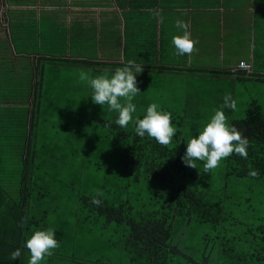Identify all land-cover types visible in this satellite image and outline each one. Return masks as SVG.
I'll list each match as a JSON object with an SVG mask.
<instances>
[{
  "label": "rangeland",
  "instance_id": "1",
  "mask_svg": "<svg viewBox=\"0 0 264 264\" xmlns=\"http://www.w3.org/2000/svg\"><path fill=\"white\" fill-rule=\"evenodd\" d=\"M50 16L40 17L38 39L41 50L47 49L48 34L57 35L61 31L50 27L53 15ZM28 20L33 24L32 19ZM15 35L16 44L22 43L25 33ZM76 42H79L78 46L73 45V50L81 53L91 50L92 45L86 41ZM101 66L90 63L85 68L76 65L72 67L74 70H69L63 65L57 72L48 71L46 82L41 86L35 128L36 153L29 168L32 172L29 180L32 190L30 214L36 218H41L44 213L46 216L42 224L33 225L28 237L37 229L52 227L56 230L58 241V247L42 264H81L70 260L85 261L87 264H132V252L125 244L131 224L107 222L106 215L97 214V210L93 211L89 220L86 215L91 213L90 207L78 208L82 207L79 200L81 194L92 196L99 192L109 205L130 206L126 211L135 221L160 210L164 203L162 198H158V181L144 176L135 181L123 174L121 166L126 145H121L116 135L110 133V127L104 124V121L113 122L116 114L106 105L93 103L89 88L78 80L81 71L96 76L105 70L111 74L115 69L105 64ZM147 89L150 91V88ZM183 90L179 84L171 87L164 84L155 88L150 101L157 102L170 114L183 116V138L178 143L181 155L189 137L202 129L214 111L222 107L225 94H230L237 105L235 111L224 109L229 122L232 118H243L248 103L253 100L260 104L264 115V83L251 85L243 80L238 81L235 87L229 79H210L200 88L203 94L199 100L191 97L189 104L183 101ZM137 96L133 99L136 106ZM137 109L141 108L137 106ZM131 128L130 123L126 129ZM8 130L11 139L0 147L5 152L4 156L10 155L12 159L21 155L25 145L22 143V132L15 131L13 127ZM175 145L177 143L172 147ZM226 163L225 158L209 173L203 172L202 162H198L197 169L185 166L181 172L183 184L199 189L215 206L224 209L218 214V219L198 222L182 216L173 222L172 244L197 264H237L239 258L233 256L234 253L251 250L254 235H262L259 227L264 225V178L233 175L226 178ZM11 167L15 171V183L11 179L9 182L12 185L9 186L14 190L21 182L20 169L15 164ZM11 194L17 198L18 191L17 194L11 191ZM28 257L26 252V264ZM184 258L176 257L174 262L192 264L191 260ZM249 263L260 264L257 258L252 257Z\"/></svg>",
  "mask_w": 264,
  "mask_h": 264
},
{
  "label": "crops",
  "instance_id": "2",
  "mask_svg": "<svg viewBox=\"0 0 264 264\" xmlns=\"http://www.w3.org/2000/svg\"><path fill=\"white\" fill-rule=\"evenodd\" d=\"M46 14L54 17L50 27L61 31L48 34L47 49L41 50L40 17ZM178 20L193 41L189 54L177 55L171 43L180 31ZM15 33H25L22 43L16 44ZM76 41L91 44V50H73ZM50 53L110 69L128 60L142 64L136 77L142 110L136 114H143L155 88L164 84L183 87V101L189 104L191 97L199 100L200 88L210 79H229L235 87L243 80L264 83V0H0V95L6 96L0 99V114L14 106L16 72L42 86L48 71L66 65L45 62ZM241 61L252 70L238 69ZM66 66L74 70L75 65Z\"/></svg>",
  "mask_w": 264,
  "mask_h": 264
},
{
  "label": "trees",
  "instance_id": "3",
  "mask_svg": "<svg viewBox=\"0 0 264 264\" xmlns=\"http://www.w3.org/2000/svg\"><path fill=\"white\" fill-rule=\"evenodd\" d=\"M50 54L45 60L49 64L88 65L84 60L56 58L54 54ZM119 65L121 64L115 67L117 68ZM36 68L39 69L38 64ZM176 73L182 72L177 71ZM28 74L26 72V75ZM23 76L21 73H15L13 78L16 87L15 98L12 99L15 100L14 106L3 107L6 114L0 115V146L5 145L11 139L8 134L10 132L8 129L11 127L15 128L17 132H22V138H24L22 143L25 145L21 155H15L12 159L10 155L5 157V152L0 147V264H26L25 255L28 250L23 248L24 241L33 225L42 224L46 216L44 213L41 218H36L30 214L32 190L29 181L31 179L29 168L32 167L36 153L35 128L41 98V85L31 82V75L29 81L26 77L23 81ZM31 92L34 94L31 95ZM0 99L3 102L6 96L0 95ZM182 118V115L171 114V122L177 132L167 146L160 145L153 138L147 136L137 137L132 128L120 129L113 123L114 121L111 123L104 121V124L110 127V133L116 135L117 141L123 146L126 145V153L121 166L123 174L132 177L131 180L135 181L141 176L158 181V198H162L164 202L160 210L150 212L141 220L135 221L130 218L127 212L130 206L109 205L103 198H101L103 200L101 206H94L90 202L91 196L81 194L79 197L82 207L78 206V208L83 209L87 205L90 207L91 213L86 215L89 220L94 214L93 211L97 210V214L106 215L107 222L131 224L125 244L132 252V264H180L174 262V259L181 256L185 257L184 259L187 261L191 260L192 264H197L172 244L173 222L182 216L188 219L193 218L198 222L218 219V214L224 210L222 207L215 206L211 199L199 189L181 182V172L185 169V165L180 159L182 155L178 150V143L183 138L184 120ZM230 123L243 136L247 137L249 141L248 156L244 159L233 154L226 158L225 177L233 175L243 178H264V115L260 104L256 100L251 101L248 103L245 116L240 119L232 118ZM175 143L177 145L172 147V144ZM12 164L17 165L20 169L21 188L19 190L16 188L12 190L9 186V184L12 185L9 182L11 179L13 182L15 181ZM249 169H256L257 175L254 177L247 175ZM11 191H14V194H17L18 191L17 198L11 194ZM259 231L262 235H254V245L251 250L234 253L233 256L239 258L237 264H250L251 257L257 258L260 264H264V225L259 227ZM17 248L21 249V256L16 260H11L10 253ZM70 261L87 264L85 261ZM104 264L124 263L104 262Z\"/></svg>",
  "mask_w": 264,
  "mask_h": 264
},
{
  "label": "clouds",
  "instance_id": "4",
  "mask_svg": "<svg viewBox=\"0 0 264 264\" xmlns=\"http://www.w3.org/2000/svg\"><path fill=\"white\" fill-rule=\"evenodd\" d=\"M176 27L180 31L171 40L176 54L191 53L193 41L184 30L185 25L178 20ZM141 71L142 64L128 60L122 67L115 68L111 74L105 70L99 75L92 76L87 71H81L78 80L89 88V96L93 103L106 105L108 110L116 113L113 123L118 128L125 129L131 123L137 137L147 136L153 138L156 143L167 146L177 132L171 122V114L162 109L157 102H152L143 109L142 116L136 115L137 106L133 103V99L140 92L136 77ZM236 107V101L231 95L225 94L222 107L216 109L202 129L191 135L185 143V150L180 159L186 167L197 169L198 162H202L203 172L209 173L233 154L247 158L249 141L228 121L224 112V109L235 111ZM247 175L254 177L257 175V170L249 169ZM101 197L102 193L93 194L90 198L91 204L101 206L103 204ZM57 247L54 228L47 227L33 231L23 244V248L29 253L27 264H42V261ZM20 256V248L10 253L11 260H16Z\"/></svg>",
  "mask_w": 264,
  "mask_h": 264
},
{
  "label": "built area",
  "instance_id": "5",
  "mask_svg": "<svg viewBox=\"0 0 264 264\" xmlns=\"http://www.w3.org/2000/svg\"><path fill=\"white\" fill-rule=\"evenodd\" d=\"M237 67H238V69H243V70H246L248 72L252 70V65L246 61L239 62Z\"/></svg>",
  "mask_w": 264,
  "mask_h": 264
}]
</instances>
